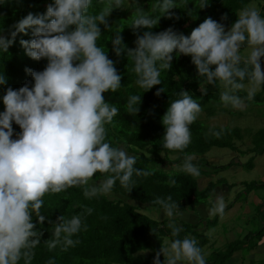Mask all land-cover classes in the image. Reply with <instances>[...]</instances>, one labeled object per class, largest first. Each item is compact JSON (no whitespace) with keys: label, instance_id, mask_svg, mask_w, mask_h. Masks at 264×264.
<instances>
[{"label":"clouds","instance_id":"1","mask_svg":"<svg viewBox=\"0 0 264 264\" xmlns=\"http://www.w3.org/2000/svg\"><path fill=\"white\" fill-rule=\"evenodd\" d=\"M251 1L239 9L228 30L223 23L208 17L185 36L171 27L158 33L151 31L161 17L179 19L171 11L179 7L177 0H156L152 12L158 11V16L150 15L135 0V16L130 28L134 33L139 29L148 31L137 35L135 47L131 49L123 43L122 31H117L111 39L112 51L117 58L124 54L132 61L135 84L144 92L161 85V73L171 69L174 52L190 56L197 76L204 78V84L222 87L220 101L223 106L244 112L246 101H251L256 90H261L264 85V68L261 66L264 62V4L252 6ZM98 2L102 5L100 11L92 12L93 0H52L43 14L29 12L11 25L7 36L0 34V52L6 53L17 34L27 35L30 30L32 38L19 41L25 55L34 61L47 60L43 71L25 69L31 76V87L27 82L19 89L8 87L2 97L0 264H20L21 261L32 264L42 235L32 221L33 217L38 224L47 220L41 212L46 194H59L75 187L83 190L86 199L101 195L114 199L117 195L111 194L117 181L129 193L135 185L134 175L147 177L152 174L136 168L137 158L124 148L106 142V126L112 124L119 109L105 100V94L121 88L122 77L115 62L108 58L105 48L98 46L97 41L102 35L100 26L111 30L109 15L114 10L124 9L125 3L124 0ZM207 4L208 0H200V9ZM226 19V15L221 17V21ZM246 79L250 88L245 91L247 96L241 97L238 92L245 89ZM5 83L6 77L0 74V85ZM200 91L207 94V88H200ZM163 92L160 87L155 95ZM178 95L180 98L171 102L162 117V147L184 152L192 142L190 126L203 109L188 91H180ZM140 103L141 95H130L125 109L136 115ZM13 123L20 129L15 139L12 138ZM223 131L213 130L211 135L219 138ZM235 143L233 141V150L219 148L228 149L230 156L224 165L212 166L229 165L219 168V173L231 172L234 165L239 170L247 168L246 171L253 172L260 166L256 160L264 158V152L252 151L253 145L245 142L241 148ZM207 154L200 156V163L208 159ZM240 154L250 159L241 162ZM195 159V154H186L178 167L198 178L201 171L193 163ZM250 160L253 163L247 166ZM97 173L102 176L98 183L94 181ZM169 183L175 185L176 180ZM151 203L159 206L151 209L162 210L168 218L169 223L161 224H167L175 238L160 248L153 264H161V255L163 264H206L197 239L189 235L180 238L183 228L176 224V219L183 215L180 204L170 195L157 197ZM210 206V214L218 215V218L225 214L227 207L223 195H216ZM92 211V208H85L70 218L61 215L55 223L48 221L53 226L51 238L44 241L48 251L59 247L61 252H67L79 245L81 241L74 237L87 232L85 220ZM148 253L139 252L142 255ZM47 264H55V260L49 259Z\"/></svg>","mask_w":264,"mask_h":264},{"label":"trees","instance_id":"2","mask_svg":"<svg viewBox=\"0 0 264 264\" xmlns=\"http://www.w3.org/2000/svg\"><path fill=\"white\" fill-rule=\"evenodd\" d=\"M52 0H0V34H8L11 25L25 17L29 12L43 14L47 5ZM249 0H208L207 7L200 9V0H177L179 7L171 10L174 16L179 19H167L161 17L158 25L151 29L153 33L166 30L171 27L178 33L185 36L190 35L191 31L198 27L206 18L211 17L217 22L225 25L228 30L235 22L239 9H241ZM125 8L114 10L108 17V24L111 30L101 27V37L98 39V46L104 47L108 58L115 62L117 72L121 75V88L115 93L105 94V100L118 107L119 113L114 117L112 124L107 125V138L113 147L124 148L129 155L137 158L135 167L141 170L151 171L152 174L143 176H133L135 181L134 188L128 193L122 188L119 181L113 188L112 194L117 197L110 199L108 196H98L92 199H86L83 196L81 188H69L66 192L59 194H46L44 205L41 212L47 217V220L38 224L33 217V223L36 224V230L41 232V244L35 249V257L32 264H47L49 259H54L55 264H153L155 254L161 247L167 245L172 239L171 229L167 224H161L142 213L141 209L150 207L159 208L151 202L157 197L166 198L171 196L173 201L180 204V212L191 210L198 205H212L211 196L220 195L215 187L224 182L219 176V168L209 164L208 161L201 162L200 156L208 153L214 147L235 149L234 140H241L240 129H231L226 126H217L216 128L205 129L199 119L191 126L192 142L184 152L164 149L163 135L164 127L162 117L167 108L176 99H179L180 91H188L194 99L205 108L207 113H213V108L217 110L216 105L222 104L220 93L223 91L219 84L206 85L204 78L197 76L195 66L191 63L190 56L176 55L171 62V69L162 71L161 85L154 86L152 89L144 92L135 84L136 75L132 71L133 63L127 60L122 54L117 58L112 51L111 39L117 31H122L123 43L127 48L135 47L137 35H142L148 29H139L134 33L130 28L135 16V1L127 4L124 0ZM156 0H137V5L142 7L152 16H158L160 13L152 12V5ZM102 5L98 0H93L92 12H99ZM190 12V15L188 12ZM226 15L227 19L221 21V17ZM31 31L27 35L17 34L12 46L6 53L0 52V74L6 77V83L0 85V112L4 111L2 97L8 87L19 89L27 82L32 86L31 76L25 69L33 71H43L47 65V60L34 61L25 55L24 49L20 46L21 39L30 40ZM264 68V62L261 65ZM244 83H248L246 79ZM162 87L164 92L159 96L155 93ZM200 88H207V94H202ZM130 95H141V103L138 106L139 111L136 115L126 111L125 105ZM238 95L246 97L247 93L240 90ZM264 95V85L261 86L257 97L251 101V104L257 98ZM220 108V107H219ZM13 139L20 132L19 126L13 123ZM223 129V134L217 138L211 135V131ZM256 139L255 145L251 150L257 153L264 152V129H258L251 133ZM186 154H195L194 164L198 165L201 175L194 178L191 175L181 171L180 167L176 170L166 172L163 169L173 167V165H182ZM252 160L247 163L250 166ZM161 166L164 168L162 169ZM101 174L94 175L96 183L101 179ZM209 179L205 187L200 186V180ZM216 178V179H215ZM175 179L176 184H170L169 181ZM215 179V180H214ZM245 188L241 191L238 200L245 194L252 191V188L261 186V184L244 183ZM257 184V185H256ZM234 186L229 187L232 190ZM223 193V192H222ZM211 202V203H209ZM229 205H232L229 204ZM85 208H92V214L86 217L88 226L87 232H81L78 237L81 243L74 248H69L67 252H61L60 248L48 251L44 241L51 238L53 226L48 222L55 223L57 218L64 215L70 218L72 215L82 213ZM102 217H106L103 219ZM218 215L215 219L208 221V226L217 223ZM187 228H194L188 225ZM190 230V231H191ZM262 231L257 232L254 237L260 240ZM187 236L184 232L180 233V238ZM190 237L197 239L202 248L207 245L208 238L204 234L191 231ZM249 237H246L248 240ZM246 240L243 241L246 244ZM237 241L231 244L225 251L214 252L206 260V264H221L229 255L237 250L243 243ZM234 246V248H233ZM148 251V255L139 254V252ZM164 257L160 256L161 264ZM20 264H23L21 261Z\"/></svg>","mask_w":264,"mask_h":264},{"label":"crops","instance_id":"3","mask_svg":"<svg viewBox=\"0 0 264 264\" xmlns=\"http://www.w3.org/2000/svg\"><path fill=\"white\" fill-rule=\"evenodd\" d=\"M230 170L232 171L227 173V176H223L225 183L220 185L222 190L216 188V192L221 191L220 195H223L227 205L225 214L218 218L217 223L208 226V221L212 220L216 215L210 214L212 206L199 205L196 208L182 212L183 215L176 219V224L183 228L182 232L186 233V235H191V231H194L207 236L208 243L202 247L206 260L212 253L225 251L230 246L221 245L223 238L220 233L224 235L225 227L220 232L213 231L214 228L225 224L227 228H230V233L236 235L234 240L230 241L231 244L236 241L243 242L246 237H249V239L246 240V244L243 242L221 264H264V158H262L260 166L253 171L259 175L257 179L239 180L240 178L237 179L235 177V171L239 170V167L234 165ZM230 180L234 181L230 182ZM208 181L209 179L206 178L201 179L200 186L202 188L205 187ZM250 182L251 184L257 182L261 186L252 188L251 192L243 195L238 200L241 191L245 188L244 183ZM226 184L228 187H225ZM231 186H234L232 190H228ZM231 203L232 205H229ZM149 212L153 215L154 220L160 223H169L162 210L149 209ZM188 225H191L194 229L187 228ZM259 231H262L263 234L260 240H256L254 235ZM164 244L168 245L169 241L166 240Z\"/></svg>","mask_w":264,"mask_h":264},{"label":"rangeland","instance_id":"4","mask_svg":"<svg viewBox=\"0 0 264 264\" xmlns=\"http://www.w3.org/2000/svg\"><path fill=\"white\" fill-rule=\"evenodd\" d=\"M134 1L135 0H125L127 4H131ZM263 3H264V0H252L251 1L252 6L253 4L261 5ZM245 85L246 87L243 90L248 92L250 85L249 83H246ZM259 90L260 89L256 90L254 96L257 97V94H258L257 92H259ZM216 107L218 108L217 110L215 109V107L213 108L214 114L207 113L205 108H202L203 111L201 112L198 119L201 122H203L202 123L203 127L205 129L210 130L211 128H216L218 125V126H226L231 129H240L242 139L241 140H234V138L232 139L234 142H236L235 144L237 145V147L239 148L244 147L242 146L243 145L242 142H245V143H248V145L254 146L256 139L253 137V134L251 133L257 131L260 128L264 129V95L260 98H257V100L253 101L252 104H247V107L245 108L244 112H237V111H242V110H235V109H232L230 106L224 107L223 104H220V106L218 104L216 105ZM207 155L209 156L208 159L211 165H214L217 163L224 165L228 157L230 156L228 149H219L217 147H214L213 149H211V151L208 152ZM238 158L240 159L241 162H244V163H246L250 159L241 154L238 156ZM208 159L205 161H208ZM261 161H262V158H258L256 160V163L261 162ZM161 168L163 169L164 167L161 166ZM177 168H178V165H173V167H166L163 170L166 172L167 171L170 172L172 170H176ZM246 170L247 168H242L241 170H237L235 173V177L237 179L240 178L239 180H246V181L257 179L259 177V175L256 172H248ZM227 173H230V171ZM227 173H219V176L223 177V175H227ZM232 181L234 180H230V182ZM225 187H228V185L226 184ZM220 189L222 190L221 187ZM215 197L216 195L214 196L212 195L211 199L215 201ZM149 209L151 208H148V210L141 209V211L142 213L149 215L153 218V215L151 214V212H149ZM223 227H225V232H224V235H221L220 233V236L223 238L221 241V245L222 246L231 245L230 241L234 240L236 235L230 233V228H227L225 224L214 228L213 231L220 232V230Z\"/></svg>","mask_w":264,"mask_h":264}]
</instances>
